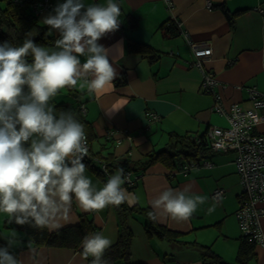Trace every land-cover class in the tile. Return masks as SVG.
<instances>
[{"label": "crops", "instance_id": "crops-1", "mask_svg": "<svg viewBox=\"0 0 264 264\" xmlns=\"http://www.w3.org/2000/svg\"><path fill=\"white\" fill-rule=\"evenodd\" d=\"M209 1L211 8L207 7L206 0H115L121 8L119 28L98 43L109 50L110 62L115 60L117 77L101 94L90 93L86 87L81 90L79 86L73 90L76 96L69 95L67 88L60 90L61 95L74 98L67 104L82 105L93 127L90 143L93 152L101 150L105 143L110 145L113 156L141 163L148 153L164 149L172 132L198 136L209 125L228 126L227 118L211 109L213 96L200 90L202 73L192 64L195 56L189 41L212 48L211 57L203 67L219 80L216 90L226 109L234 102L250 107L248 87L264 93V0ZM51 2L55 7L63 0ZM84 3L104 5L106 0H84ZM53 9L37 15L40 24H44L46 16L54 14ZM167 21L177 28V34H168L164 27ZM47 28L56 41L58 33ZM129 42L150 46L157 58L150 61L142 53L129 51ZM54 46L55 43L44 47ZM80 59L83 63L85 57ZM120 75L124 77L122 82L117 80ZM151 113L159 119L153 120ZM258 130L264 132V122L258 125ZM232 155L231 152H210L191 161L187 170H171L154 162L142 168L144 172L132 189L124 188L138 198L131 205L151 208L158 223L183 233V241L209 245L226 262L235 264L240 229L234 213L241 186ZM85 175L97 189L103 187L104 181L88 166ZM217 187L224 189L219 201L211 197ZM167 188L178 191L187 188L188 195L207 197L206 205H199L188 221L173 220L163 209H153L151 205ZM213 205L215 211L209 213L208 208ZM79 215H86L97 232L113 243L116 241L118 220L114 209L107 206L98 212L85 211L75 198L54 217L52 224L59 226L48 228L55 230L74 224ZM144 224L140 216L129 219L133 231L132 263L203 264L197 247L169 242L155 235L149 237ZM261 224L264 231V217ZM3 228L6 229L4 221ZM9 230L18 234V243L10 251L20 264H89L78 250L34 247L23 230ZM6 237L3 235L5 240ZM255 255L256 261L252 264H264V246L257 245Z\"/></svg>", "mask_w": 264, "mask_h": 264}, {"label": "clouds", "instance_id": "clouds-1", "mask_svg": "<svg viewBox=\"0 0 264 264\" xmlns=\"http://www.w3.org/2000/svg\"><path fill=\"white\" fill-rule=\"evenodd\" d=\"M53 13L43 23L58 33L54 48L32 37L19 46L0 43V213L8 223L38 229L58 227L52 224L54 217L73 198L85 211L94 212L138 199L122 187L123 168L103 187L93 185L83 163L88 154L84 125L69 112L57 116L49 103L66 87L101 94L112 85L115 60L110 62L109 50L98 41L118 30L121 8L115 0L87 6L84 0H63ZM80 57H85L83 63ZM188 191L167 188L152 200V208L163 209L173 220L188 221L207 200ZM213 211L215 205L208 208ZM6 241L0 246V264H20L10 251L18 234L13 230ZM112 243L99 232L86 235L81 241L83 257H91V264H107L102 258Z\"/></svg>", "mask_w": 264, "mask_h": 264}, {"label": "trees", "instance_id": "trees-1", "mask_svg": "<svg viewBox=\"0 0 264 264\" xmlns=\"http://www.w3.org/2000/svg\"><path fill=\"white\" fill-rule=\"evenodd\" d=\"M5 1L6 5L4 7L0 6V43L8 41L13 46H19L25 39L32 37L34 42L41 46L54 45L55 39L48 34L47 25L40 24L37 15L34 14L28 5H16L10 0ZM164 27L168 34H177L178 32L177 28L170 21H167ZM178 30H180V28H178ZM128 50L142 53L143 56L149 57L150 61L157 58L154 51L146 44L129 42ZM28 60L30 62L31 57H29ZM117 80L122 82L124 77L120 75ZM66 88L69 95L76 96L73 92L74 88ZM55 97H53L49 103L53 107L57 116L61 112H69L84 125L87 135L88 154L84 158L83 163L100 177L104 183L119 168H123L124 171L130 170L134 174H141L142 176L144 172L142 168L154 162H160L168 169L177 170L182 169L185 164H188L186 163L188 160L191 162L197 157H203L204 155L213 152L208 145L207 138L204 135L205 132L198 136H193L189 133L178 134L172 132L169 134V142L166 147L148 153L145 156L144 161L141 163H134L127 158L120 159L113 156V153L110 150V145L107 146L105 143L101 150L93 152L90 146L94 137L93 127L86 119L82 110V105L71 106L66 102L57 101ZM106 140L108 141V139ZM102 165H104V168ZM122 187L128 189L133 188V186H128L126 183H124ZM109 206L114 209L117 216L118 234L116 241L104 252L102 259L106 261L107 264H143L142 262L132 263L131 244L133 231L129 225V219L133 215L140 216L145 220V231L149 237L155 235L173 243L192 244L199 249L203 264H230L213 251L209 245H202L195 241H183L182 232L170 229L167 226L158 223L156 219H151L150 214H153L154 212L149 207H141L137 204L129 205L127 202L122 203L119 206ZM4 227L23 230L30 244L34 247H67L73 250H78L82 254V239L86 235L97 232L91 219L86 215H79L78 222L55 230H50L48 227L38 229L28 224L18 225L14 222L8 223L7 218L4 220ZM251 238L252 236L244 234L240 229L235 264H252V262L256 261L255 247L258 244ZM6 243L7 241L0 237V246H5ZM86 260L91 264V257H88Z\"/></svg>", "mask_w": 264, "mask_h": 264}, {"label": "built area", "instance_id": "built-area-1", "mask_svg": "<svg viewBox=\"0 0 264 264\" xmlns=\"http://www.w3.org/2000/svg\"><path fill=\"white\" fill-rule=\"evenodd\" d=\"M16 5H28L34 14L38 15L43 10H52L51 0H10ZM207 7L212 3L206 0ZM170 6V5H168ZM186 36L187 34L184 33ZM195 60L192 63L197 66L202 79L200 90L213 96L211 109L228 120V126H207L205 137L213 152H231L234 155L236 172L239 177L241 193L238 198V206L234 213L238 225L244 234L252 236L258 245L264 246V231L261 218L264 217V132L258 130V125L264 122V93L254 87H248V100L250 107H242L234 102L226 109L223 105L221 94L216 90L220 85L219 80L205 70L203 63L211 57L212 48L189 41ZM83 110V109H82ZM153 120H158L156 114L149 115ZM113 131H109L111 134ZM205 164H209L207 161ZM104 168V165H102ZM189 168L188 164L183 170ZM126 184L134 186L141 174H134L130 170L124 171ZM130 178L131 182H127ZM224 193L223 188L214 190L211 197L219 201ZM180 264V263H178Z\"/></svg>", "mask_w": 264, "mask_h": 264}, {"label": "rangeland", "instance_id": "rangeland-1", "mask_svg": "<svg viewBox=\"0 0 264 264\" xmlns=\"http://www.w3.org/2000/svg\"><path fill=\"white\" fill-rule=\"evenodd\" d=\"M6 5V1L5 0H0V6L1 7H4ZM60 92V93H59ZM58 92V94H57V96H56V100L57 101H64V102H67V101H69V103H71V102H73L74 100V98L73 97H68V95H66L65 94V96L64 95H61V91H59ZM64 92V91H63ZM66 92V91H65ZM64 92V93H65ZM232 158H233V166H234V172L237 174V172H236V166H235V163H234V156L232 155ZM198 160H202V158L200 159V158H198ZM188 164H191V162L190 161H188L187 162ZM233 172V171H232ZM230 176H233V173H230L229 174ZM238 176V175H237ZM218 188H220V187H217V188H215V190L216 189H218ZM240 192H241V189H240ZM213 203H215V204H217L215 201H212ZM212 204V203H211ZM204 205H206V202L203 204V206ZM209 204H207V206H208ZM205 207V206H204ZM7 217H6V215L5 214H3V213H0V235L2 236V238H3V235H8L10 232H11V230H9V228H3V221L6 219ZM2 233V234H1ZM0 236V237H1Z\"/></svg>", "mask_w": 264, "mask_h": 264}]
</instances>
